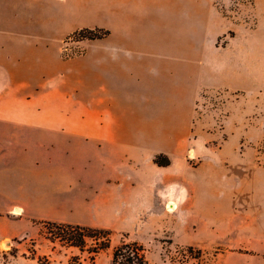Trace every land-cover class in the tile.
Here are the masks:
<instances>
[{
    "label": "crops",
    "instance_id": "crops-1",
    "mask_svg": "<svg viewBox=\"0 0 264 264\" xmlns=\"http://www.w3.org/2000/svg\"><path fill=\"white\" fill-rule=\"evenodd\" d=\"M215 1L0 0V174L15 173L17 186L10 201L0 181L9 206L0 216L18 208L19 219L69 220L65 213L77 199L45 195L42 201L56 210L43 215L30 213L24 202L29 186L49 178L50 166L52 179L65 181L56 155L62 108L72 105L71 115L79 116L87 103L99 127L100 158L112 148L131 162V150L146 136L162 139L176 125L190 130L203 91L252 92L263 84L264 38L233 37L219 46L226 29ZM250 2L264 18V0ZM83 28L109 35L79 41L83 52L63 58V42ZM152 147L149 156L171 158L165 148ZM171 160L159 168H172Z\"/></svg>",
    "mask_w": 264,
    "mask_h": 264
},
{
    "label": "rangeland",
    "instance_id": "rangeland-1",
    "mask_svg": "<svg viewBox=\"0 0 264 264\" xmlns=\"http://www.w3.org/2000/svg\"><path fill=\"white\" fill-rule=\"evenodd\" d=\"M215 7L226 29L219 46L233 37L264 38V18L250 0H217ZM77 42H63V58L83 52ZM254 90L203 91L190 130L176 125L162 139L146 136L131 162L112 148L100 158L99 127L87 103L79 116L71 115L72 105L62 108L56 155L65 181L53 180L50 166L49 178L29 186L24 202L43 215L56 210L45 195L77 199L68 221H50L110 229V246L96 255L62 247L45 238L41 222L49 219H19L21 210H11L0 216V264H110V252L128 242L141 244L150 264H264V83ZM152 146L169 151L172 168L154 164ZM0 181L8 199L16 198L15 173L3 172ZM7 202L0 195L1 211Z\"/></svg>",
    "mask_w": 264,
    "mask_h": 264
},
{
    "label": "trees",
    "instance_id": "trees-1",
    "mask_svg": "<svg viewBox=\"0 0 264 264\" xmlns=\"http://www.w3.org/2000/svg\"><path fill=\"white\" fill-rule=\"evenodd\" d=\"M108 35L109 31L105 29L83 28L70 34L66 40H96ZM162 156L164 155H156L153 159L154 164L159 167L169 166L170 160L164 156V160L161 161ZM41 224L44 227L45 238L49 241L56 242L62 247L76 248L81 252L87 251L93 255L108 249L113 235L112 230L101 227L47 220H43ZM89 241L92 242L91 245H89ZM32 253L34 256L35 252ZM110 256V264H150L145 257V249L137 242H128L117 246L110 252Z\"/></svg>",
    "mask_w": 264,
    "mask_h": 264
},
{
    "label": "bare ground",
    "instance_id": "bare-ground-1",
    "mask_svg": "<svg viewBox=\"0 0 264 264\" xmlns=\"http://www.w3.org/2000/svg\"><path fill=\"white\" fill-rule=\"evenodd\" d=\"M15 211H17V212H18V211H19V209H18V208H16V209H15Z\"/></svg>",
    "mask_w": 264,
    "mask_h": 264
},
{
    "label": "built area",
    "instance_id": "built-area-1",
    "mask_svg": "<svg viewBox=\"0 0 264 264\" xmlns=\"http://www.w3.org/2000/svg\"><path fill=\"white\" fill-rule=\"evenodd\" d=\"M15 211V210H14ZM16 213V212H15ZM17 214V213H16Z\"/></svg>",
    "mask_w": 264,
    "mask_h": 264
}]
</instances>
